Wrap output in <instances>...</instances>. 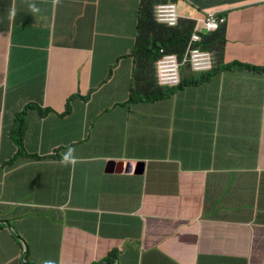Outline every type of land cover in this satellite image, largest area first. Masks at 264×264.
Returning a JSON list of instances; mask_svg holds the SVG:
<instances>
[{"label":"crops","instance_id":"obj_1","mask_svg":"<svg viewBox=\"0 0 264 264\" xmlns=\"http://www.w3.org/2000/svg\"><path fill=\"white\" fill-rule=\"evenodd\" d=\"M138 4V0H0V257H18L11 264H22L23 242L28 247L26 258L33 264H74L76 258L84 259L81 264L90 263L106 254L112 245L108 239L121 237V223H136L144 216L162 218L158 225L164 227L165 221L176 225L173 236L164 241L154 235L158 226L149 225L145 240L151 249L159 245L145 256L146 264H173L162 263V256L174 264H264L253 260L264 251L259 224H238L223 214L186 223L183 211L174 205L175 197L167 194L174 191L171 184L165 186L167 182L153 173L145 178L114 176L104 182L105 161L102 167L85 161L90 150L99 149L105 158V142L119 138L124 116L130 117L132 127L123 130H135L140 138L152 129L186 124L176 97L129 102L135 87V58L147 60L139 71L153 77L157 56L150 51L133 55ZM261 44L252 56L258 66H264V36ZM111 70L114 76L107 80ZM253 79L250 85L231 88L221 118L239 107L250 108L249 123L264 118V75ZM29 100L37 102L26 105ZM105 113L109 117L100 120ZM16 116L26 126L21 147L11 133ZM97 127L103 129L100 135ZM226 143L231 151L239 147L230 138ZM142 148L134 149L137 157ZM52 157L69 170L79 164L88 167L91 185H103L105 199L72 204L59 215L36 210L34 198L44 207L64 202L55 184L38 189L28 185L38 164L56 163ZM183 162L181 158L172 168L175 174L191 171L183 169ZM121 185L126 186L122 193ZM134 187L135 197L129 192ZM122 202L135 208L106 215ZM203 210L202 202L196 211ZM102 211L104 215L97 216ZM76 220L82 228L73 229ZM85 240L92 242V249L84 247Z\"/></svg>","mask_w":264,"mask_h":264},{"label":"clouds","instance_id":"obj_2","mask_svg":"<svg viewBox=\"0 0 264 264\" xmlns=\"http://www.w3.org/2000/svg\"><path fill=\"white\" fill-rule=\"evenodd\" d=\"M138 1V35L133 55L145 56L150 51L157 56L153 77L150 72L139 71L147 60L135 58V87L130 91L129 102L176 97L186 124L178 123L171 130L152 129L140 138L135 130H123L124 127H132L130 117L124 116L121 123L126 120L121 126L119 138L105 142V160L97 149L96 152L90 150L85 161L90 164L96 161L98 167H102L105 161L104 182L114 176L145 178L148 173H153L160 181L167 182L165 186L171 184L174 191L167 194L175 197L174 205L178 204L179 210L183 211L186 223H194L203 216L208 219L223 214L228 221L236 219L238 224H259L264 230V118L258 119L257 124L254 121L249 124L248 107H239L228 117L223 114L221 118L227 108L231 88L250 85L253 78L264 75V66H258L252 58L256 49L263 46L264 0ZM180 3L184 14L179 13ZM188 11L198 17L189 16ZM183 20L193 23L194 28L184 51L178 54L169 45L174 29L179 28ZM252 27H256L257 32ZM214 35L218 38L206 46V39ZM114 73L111 70L107 80H112ZM34 102L37 101L29 100L25 104L32 106ZM187 115L192 118H187ZM193 117L199 119L195 127L192 126L193 120H189ZM14 123L11 133L21 147L25 122L16 116ZM97 130L98 135L103 131L101 127ZM197 133L201 134L200 137ZM227 138L239 144L237 150L231 151ZM136 147H143L141 157L133 152ZM181 158L184 159L183 169L191 170L185 176L172 170ZM50 159L56 160V163L38 164L32 179L33 187L38 189L45 183L55 184L64 202L55 207H44L34 198L36 210L59 215L72 204L105 199L107 193L104 186L91 185L88 167L79 164L69 170L59 159ZM125 187L120 186V193ZM131 189L136 191L137 196V189ZM202 202L204 210L198 213L196 210ZM120 204L132 208L130 202ZM118 207L119 204L106 215L120 212ZM220 207L219 214H216ZM53 210H57L58 214ZM99 215H104V212L97 213ZM161 219L144 216L136 223H121V237L106 238L112 241L106 254L87 264H146L145 256L159 245L156 243L152 249L149 248L145 240L149 225L158 226L154 235L161 241L170 239L175 232L176 225L171 226L166 221V227L158 225ZM79 228L82 225L76 220L73 229ZM81 231L90 233L86 229ZM16 238L23 242L21 237ZM23 244L22 264H33L26 258L28 247ZM156 252L160 254L158 250ZM162 257V263L174 264ZM17 260L18 257L11 259L5 254L0 257V261L8 264ZM43 264L61 263L49 261Z\"/></svg>","mask_w":264,"mask_h":264},{"label":"trees","instance_id":"obj_3","mask_svg":"<svg viewBox=\"0 0 264 264\" xmlns=\"http://www.w3.org/2000/svg\"><path fill=\"white\" fill-rule=\"evenodd\" d=\"M196 2H199L198 0H195ZM194 24L191 22H188L187 20H183L180 24V27L177 29H174L173 31V39L169 45V48L173 51H176L178 54H181L187 43L188 40L193 32ZM218 38V35L211 36L206 39V46H210L214 40ZM251 124V123H249ZM84 247L88 249L93 248V244L90 240H85L83 242Z\"/></svg>","mask_w":264,"mask_h":264},{"label":"rangeland","instance_id":"obj_4","mask_svg":"<svg viewBox=\"0 0 264 264\" xmlns=\"http://www.w3.org/2000/svg\"><path fill=\"white\" fill-rule=\"evenodd\" d=\"M178 8H179V13L180 14H184V10H183V7H182V4L180 3L179 4V6H178ZM18 28H19V26H18ZM107 75H108V73H107ZM201 116V118H203L204 117V115L203 114H201L200 115ZM109 117V115L107 114V115H105V116H103L102 118H101V120H106L107 118ZM187 118H192L191 117V115H187ZM194 119H189V120H193L192 122H193V124L194 125H192V126H196V124L199 122L198 120V118H196V117H193ZM201 120V119H200ZM121 122H122V120H121ZM6 133V132H5ZM4 133V134H5ZM197 135V137H200V135L201 134H199V133H197L196 134ZM32 183L33 182H30L28 185H30V186H32ZM131 195L132 196H135L136 195V191L134 190V189H131ZM34 200V199H33ZM74 203H76V201H74ZM133 203V202H132ZM129 206L130 207H135V205H133V204H129ZM125 208H128V207H126L124 204H119V207H118V209L119 210H123V209H125ZM260 254H262V256H259ZM260 254H258V255H254V257H253V260H255V261H257V262H262L263 260H264V251H263V253H260ZM74 261H75V263L76 264H81V263H83V261H84V259H82V258H76V259H74Z\"/></svg>","mask_w":264,"mask_h":264}]
</instances>
